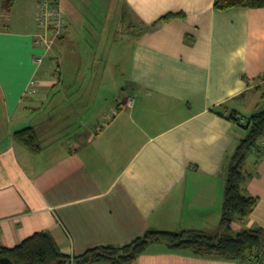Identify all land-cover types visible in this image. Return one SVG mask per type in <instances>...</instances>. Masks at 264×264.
Here are the masks:
<instances>
[{"label":"crops","instance_id":"1","mask_svg":"<svg viewBox=\"0 0 264 264\" xmlns=\"http://www.w3.org/2000/svg\"><path fill=\"white\" fill-rule=\"evenodd\" d=\"M6 1L0 0V248L42 231L69 256L123 245L149 229L214 232L227 160L243 138L227 116L250 115L264 103V8L124 0L120 20L127 31L138 30L128 91L102 110L97 89L87 98L78 89L82 72L111 46V29L98 26L100 0H60L65 29L40 65L32 59L41 54L34 43L39 0H9L8 9ZM169 13L184 18L152 27ZM55 65L67 71V116L59 121L49 98ZM27 127L38 152L14 139ZM245 170L253 174L246 190L258 202L233 231L264 229V156L257 162L253 154ZM131 264L240 263L154 243Z\"/></svg>","mask_w":264,"mask_h":264},{"label":"trees","instance_id":"2","mask_svg":"<svg viewBox=\"0 0 264 264\" xmlns=\"http://www.w3.org/2000/svg\"><path fill=\"white\" fill-rule=\"evenodd\" d=\"M4 5L8 9L9 0ZM233 8H264V0H214V9L217 11ZM176 18L182 19L184 14H166L155 21L152 27ZM259 79L264 81V74ZM262 95L264 96V92ZM227 119L241 130L243 138L227 160L222 214L214 232L149 229L123 245L98 246L80 255L69 256L62 254L51 235L42 231L14 248H0V258L8 260L9 264H131L148 246L162 243L170 250H189L197 256L215 255L240 264L248 263L258 252H264V229L255 227L233 231L232 224L248 220L258 202L246 190L247 179L253 177V174L245 170V163L251 154L256 155L257 162L264 156V107L250 115L233 112ZM14 139L32 152L40 149L33 127L15 132Z\"/></svg>","mask_w":264,"mask_h":264},{"label":"rangeland","instance_id":"3","mask_svg":"<svg viewBox=\"0 0 264 264\" xmlns=\"http://www.w3.org/2000/svg\"><path fill=\"white\" fill-rule=\"evenodd\" d=\"M103 4L101 0L98 2L99 7L104 8V12L101 17L98 14V26L103 24L104 27L111 29L112 36L110 38V49L104 56H97V63L92 65V70L85 69L83 74L82 87L83 93H85L86 98L89 97L93 91L98 90L97 98L95 99L98 104V109L106 108V103L113 102L116 98H121L128 91V64L132 51V44L135 37L137 36L138 30H128L127 31V22L125 24L122 22L121 18V9L124 0H104ZM107 1V2H106ZM111 5V6H110ZM110 6V8H109ZM102 20V21H100ZM131 20V19H130ZM49 52L48 54H50ZM36 56V55H35ZM87 59V57H86ZM46 62V61H45ZM54 78L57 84L52 88L49 98H55L53 104H56L52 111L53 118L57 117L58 121L60 118L67 116V71H61L58 66L55 65V68L52 70ZM98 72V86L96 88L95 81L96 75ZM93 77V80H92ZM58 79L60 82L58 83ZM33 81V80H31ZM34 85H29V88L34 87ZM264 91V85L262 86ZM72 100L73 109L77 111V114H80V110L77 109L78 105L74 100L76 98H69ZM90 98L87 100L89 101ZM58 101H63L60 104H57ZM264 107V103L259 105L257 111ZM256 112V111H255ZM83 114V113H82ZM86 115V114H83ZM60 131V137H63L66 128H62ZM253 156L249 155L248 159Z\"/></svg>","mask_w":264,"mask_h":264},{"label":"built area","instance_id":"4","mask_svg":"<svg viewBox=\"0 0 264 264\" xmlns=\"http://www.w3.org/2000/svg\"><path fill=\"white\" fill-rule=\"evenodd\" d=\"M37 24L41 33L36 36L34 43L41 50V54L33 56L32 59L36 65H40L65 29V18L60 8V0L38 1ZM30 83L34 85L35 82ZM244 264H264V252H258L248 263Z\"/></svg>","mask_w":264,"mask_h":264},{"label":"water","instance_id":"5","mask_svg":"<svg viewBox=\"0 0 264 264\" xmlns=\"http://www.w3.org/2000/svg\"><path fill=\"white\" fill-rule=\"evenodd\" d=\"M10 262L8 261V260H6V259H2V258H0V264H9Z\"/></svg>","mask_w":264,"mask_h":264},{"label":"snow or ice","instance_id":"6","mask_svg":"<svg viewBox=\"0 0 264 264\" xmlns=\"http://www.w3.org/2000/svg\"><path fill=\"white\" fill-rule=\"evenodd\" d=\"M2 51H0V70H2Z\"/></svg>","mask_w":264,"mask_h":264}]
</instances>
